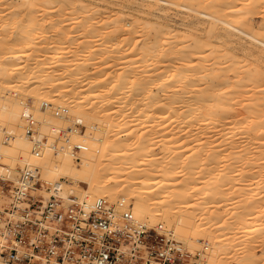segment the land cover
<instances>
[{"label":"bare ground","instance_id":"obj_1","mask_svg":"<svg viewBox=\"0 0 264 264\" xmlns=\"http://www.w3.org/2000/svg\"><path fill=\"white\" fill-rule=\"evenodd\" d=\"M163 1L213 22L194 32L125 0H0V154L63 198L168 223L193 253L207 237L204 264H264V0ZM245 38L258 54L230 45ZM28 113L37 138L53 132L39 155Z\"/></svg>","mask_w":264,"mask_h":264},{"label":"built area","instance_id":"obj_2","mask_svg":"<svg viewBox=\"0 0 264 264\" xmlns=\"http://www.w3.org/2000/svg\"><path fill=\"white\" fill-rule=\"evenodd\" d=\"M26 118L33 151L39 155L49 139L37 138V123L30 113ZM53 145L54 151L60 148L56 141ZM84 148L74 146L77 153ZM59 190L44 189L39 169L16 168L0 154L1 260L11 264H204L207 243L202 252L192 253L165 224L135 222L131 208L121 200L99 197L87 206L76 193L63 198Z\"/></svg>","mask_w":264,"mask_h":264},{"label":"rangeland","instance_id":"obj_3","mask_svg":"<svg viewBox=\"0 0 264 264\" xmlns=\"http://www.w3.org/2000/svg\"><path fill=\"white\" fill-rule=\"evenodd\" d=\"M125 1H127L128 3H130L131 5H133V6H135V7H137V8H139V9H141V10H144V11H146V12H150L151 14H154L155 16H157V17H161V19H163V20H172L171 22H174V23H178V24H180V23H184V22H194V21H200L197 25L199 26H197L195 29H193V31L194 32H201L202 30H204V29H206L208 26H210V24L213 22V20L208 16V15H206V14H204V13H197V12H195V11H193V10H188L187 8H185V7H183V6H180V5H172V4H169V3H167V2H164L163 0H125ZM108 5H110V7H111V5L113 6V7H118L117 5H114V4H110V3H108ZM112 7V8H113ZM185 20V21H184ZM259 20H260V22H257V24H255V26H253V29H254V31L255 32H257L258 34H259V37H263L264 36V20H263V18H259ZM179 21V22H178ZM201 22L203 23V24H201ZM201 24V25H200ZM225 26V25H224ZM202 27V28H201ZM227 27V26H226ZM229 29V28H228ZM197 30V31H196ZM230 30V29H229ZM241 40V41H240ZM240 40H236V41H234L233 43H230V45L231 46H237L238 47V51L239 52H241L240 50H239V47L244 43L245 45H244V47L242 48V49H253V50H257L258 52L256 53V54H258L259 53V44L258 43H256L255 41L251 44V41L250 40H247V38H245V39H240ZM247 40V41H246ZM242 43V44H241ZM31 49H27V51H30ZM263 51H264V49H263ZM254 58H259V56L258 55H256ZM260 66H262V63H260L259 65H258V67H260ZM263 71H264V68L262 69ZM90 118V120L89 119H87V120H83L82 119V117H81V121L83 120V121H85L84 123H86V124H84V123H80V125H78L80 128H81V130H86V125H87V122L88 123H90L89 125L90 126H93V124H94V119H93V117L91 116V117H89ZM87 121V122H86ZM93 121V122H92ZM37 124H38V121L36 122ZM90 126H89V128H90ZM68 126L66 125V127H65V125H64V128H65V130H66V128H67ZM39 129V128H38ZM51 133H53V132H48V135L49 136H51ZM63 133H64V131H63ZM65 133H66V131H65ZM65 133L64 134H61V136H60V134L59 135H52L53 137V139L58 143V141H59V144H60V142L62 143L64 140H65V138H62V135H64V136H66L65 135ZM44 135H46L47 137H48V135H47V133L46 134H44ZM63 136V137H64ZM68 137V136H67ZM61 139V140H60ZM7 140V139H6ZM30 145H32V142H31V144ZM32 148V150H33V146L31 147ZM45 149H46V147L44 148V147H41V151L43 152V150L45 151ZM16 157V156H15ZM19 156H17L16 158H12L13 159V161H12V159H10L11 161H9L14 167H16V168H18V167H24V166H28L29 167V163H27V162H29V161H24V164H21V162L17 159ZM20 158V157H19ZM16 159V161H14ZM80 161H81V159L80 158H76V162H78L77 164L78 165H80ZM13 162V163H12ZM23 163V162H22ZM35 168H37V169H39V166H37V165H35L34 166ZM34 169V168H33ZM42 170H41V168H40V172H41ZM41 178H42V181H43V183H46V177L45 176H43V173L41 172ZM183 178V177H182ZM61 180H66V178H61ZM40 192V191H39ZM70 193H74V192H69L68 194H70ZM77 195H79V197L80 198H82V200H85V197H82L81 196V194H78V193H76ZM69 196V195H68ZM107 198V197H106ZM87 199V198H86ZM110 199V201H112V202H115V201H118L119 199H117V200H112L111 198H109ZM158 223H162V222H158ZM165 225L167 226V227H170L169 225H168V223L166 224L165 223ZM171 230H172V227L170 228ZM173 232H174V235H176V233H175V231L174 230H172ZM178 235H176V237H177ZM177 239H179V240H181L182 242H183V239L180 237H177ZM207 237H202V239H201V243L199 244L198 243V245H197V247H195L196 248V250H201V252H202V250H204V246H205V243H207ZM233 243V242H232ZM235 243V242H234ZM186 244H188V243H185V245ZM202 245V246H201ZM232 245V244H231ZM191 251L193 250L190 246H188V245H186ZM209 246H211V244H208L207 243V248H209ZM194 248V249H195ZM206 250H208V249H206ZM205 250V252H207ZM192 253H193V251H192ZM1 260V259H0ZM229 261V260H228ZM227 261V262H228ZM230 262V261H229ZM226 263V264H230V263ZM224 263V264H225ZM212 264V263H211Z\"/></svg>","mask_w":264,"mask_h":264}]
</instances>
